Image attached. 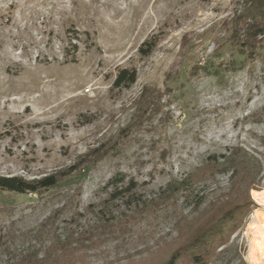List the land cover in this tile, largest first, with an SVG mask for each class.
<instances>
[{"label":"rangeland","instance_id":"rangeland-1","mask_svg":"<svg viewBox=\"0 0 264 264\" xmlns=\"http://www.w3.org/2000/svg\"><path fill=\"white\" fill-rule=\"evenodd\" d=\"M248 3L0 0V177L74 175L37 195L0 191V264H157L180 229L239 197L241 224L207 264H252L264 225L252 195L264 192V13ZM123 69L136 82L113 89ZM233 169L255 190L232 194ZM117 175L136 189L111 200Z\"/></svg>","mask_w":264,"mask_h":264},{"label":"trees","instance_id":"trees-1","mask_svg":"<svg viewBox=\"0 0 264 264\" xmlns=\"http://www.w3.org/2000/svg\"><path fill=\"white\" fill-rule=\"evenodd\" d=\"M248 4L258 10V12L264 13V0H249ZM262 25L263 23H260L257 26ZM263 31L264 27H262L258 34H263ZM155 46V40H147L141 44L138 53L141 57H147ZM135 82V70L123 69L115 76L112 88L116 90L126 89ZM220 158L223 159L224 157ZM206 172V167L198 170V174L201 173V176H204ZM73 176L74 175H70V173L63 177L52 174L31 181L17 177H0V191L18 195H37L58 187L62 181L67 182ZM230 177L234 179L230 186L232 194L243 192L248 195L250 191L255 190L250 180L249 173L244 169H241L239 172L233 169ZM182 184L183 183L180 182L178 185L180 186ZM170 187L171 185L168 186V188ZM105 188L106 190H110L109 198L111 200H119L129 196L136 189V184L133 180H128L125 183V177L123 175H117L108 181ZM170 191L173 193L174 187H172ZM131 202L133 203L131 199L126 201L128 205H131ZM243 210L244 203L241 201L240 197L239 199L235 198L230 201L227 199L225 201L216 202L201 218L188 225L184 232L180 229L174 244L168 246V249L165 250L167 252L165 257L157 264H179L181 260H185L189 264H207L209 260L215 256L217 250L227 244L228 236H230L241 224L244 216ZM66 246L65 248L69 251L70 245L66 243ZM69 256L71 257V254H69ZM76 261L82 263L83 259L82 257H78ZM50 262V264H71L73 261L68 257L63 258L61 261L59 257L56 256ZM15 264H45V261L29 260L25 258Z\"/></svg>","mask_w":264,"mask_h":264},{"label":"bare ground","instance_id":"bare-ground-1","mask_svg":"<svg viewBox=\"0 0 264 264\" xmlns=\"http://www.w3.org/2000/svg\"><path fill=\"white\" fill-rule=\"evenodd\" d=\"M252 195L259 204L264 206V192H252ZM249 257L252 264H264V225H256L255 240L251 246Z\"/></svg>","mask_w":264,"mask_h":264}]
</instances>
